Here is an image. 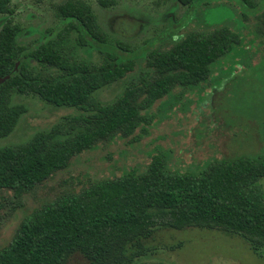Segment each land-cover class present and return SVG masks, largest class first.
Listing matches in <instances>:
<instances>
[{
  "label": "trees",
  "instance_id": "1",
  "mask_svg": "<svg viewBox=\"0 0 264 264\" xmlns=\"http://www.w3.org/2000/svg\"><path fill=\"white\" fill-rule=\"evenodd\" d=\"M176 1L190 8L197 0ZM97 3L108 8L116 0ZM238 3L243 18L256 20L251 32L264 36V0ZM54 10L58 25L24 45L19 43L23 28L12 21V0H0V16H6L0 25V139L27 112L25 105L12 102L14 95L77 111L25 143L0 147V199L10 194L13 210L80 155L116 138L140 142L153 125L151 107L176 88L208 87L213 67L225 56H240L233 63L239 66L252 58L246 36L226 24L182 35L180 29L168 48L144 52L119 39L112 43L85 0H64ZM77 48L96 52L100 60L76 57ZM140 59L144 66L131 77ZM127 78L112 102L96 98ZM263 181L264 151L212 159L198 171L170 169L161 151L141 172L82 179L40 201L0 246V264H70L75 255L88 264H165L145 260L153 254L149 243L155 233L191 228L238 236L259 254L264 248ZM175 247L181 244L165 249Z\"/></svg>",
  "mask_w": 264,
  "mask_h": 264
},
{
  "label": "rangeland",
  "instance_id": "2",
  "mask_svg": "<svg viewBox=\"0 0 264 264\" xmlns=\"http://www.w3.org/2000/svg\"><path fill=\"white\" fill-rule=\"evenodd\" d=\"M62 1L12 0V21L23 28L19 43L28 45L54 29L58 25L54 7ZM85 1L93 7L112 43L119 39L144 52L152 47L164 49L169 47L172 37L176 39L180 29L178 34L182 35L226 24L246 36L245 45L248 44V56L252 58L242 67L233 64L240 56H225L213 67L208 87L184 92L174 89L171 96L151 107L153 125L140 142L131 144L130 139L116 138L110 145L80 155L68 170L57 174L34 194L23 196L21 209L13 210L15 200L10 194H2L7 198L0 199V246L9 240L24 215L40 201L53 199L63 189L72 187V182L111 178L131 169L141 172L151 156L161 151L167 154L170 169L191 171H198L212 159L257 156L264 151V36L251 32L256 20L242 17L238 0H197L190 8L176 0H116V5L108 8L99 6L97 0ZM5 19L6 16H0V25ZM122 22H128L134 33L125 32ZM75 54L93 62L100 60L96 52L88 54L77 48ZM143 66L140 59L136 72L130 76L138 74ZM128 78L100 90L96 98L102 103L112 102L123 91ZM12 102L25 105L27 112L14 131L0 139V147L25 143L35 132L77 113L74 109L50 106L33 96L14 95ZM178 244L181 247L165 249ZM149 246L154 251L145 260L165 264H264V248L255 254L240 237L215 230H158ZM70 264L88 263L75 255Z\"/></svg>",
  "mask_w": 264,
  "mask_h": 264
},
{
  "label": "clouds",
  "instance_id": "3",
  "mask_svg": "<svg viewBox=\"0 0 264 264\" xmlns=\"http://www.w3.org/2000/svg\"><path fill=\"white\" fill-rule=\"evenodd\" d=\"M121 26L125 32H129L130 34L134 33L135 29L128 24V22H122Z\"/></svg>",
  "mask_w": 264,
  "mask_h": 264
}]
</instances>
